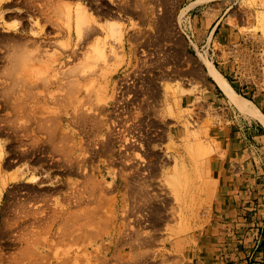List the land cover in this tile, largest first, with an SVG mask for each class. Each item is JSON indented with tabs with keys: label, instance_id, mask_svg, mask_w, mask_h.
<instances>
[{
	"label": "rangeland",
	"instance_id": "obj_1",
	"mask_svg": "<svg viewBox=\"0 0 264 264\" xmlns=\"http://www.w3.org/2000/svg\"><path fill=\"white\" fill-rule=\"evenodd\" d=\"M74 1L76 2V0L68 1L71 2V8L74 7L72 4L75 5ZM82 1L87 5L89 14L98 18L99 25H104V21H118L122 22L126 28L123 39L117 38L109 31H104V35H101L103 40H108L116 46L115 52L119 55H125V58L120 60L122 63L118 68L112 67L115 63V58H113L112 54L109 56V58H111L110 64L112 71H109L107 69L108 60L106 61L97 50L91 47L89 48L93 54L91 60L103 65L102 71H104L105 75L99 82L106 84V81H109L111 87L118 90L122 89L120 86H127V90L123 94L119 92L118 97L112 95V97L109 96V98H105L103 96V90L98 83V91L96 93L98 97L101 98V104L99 109H93V113L98 115L100 119H105L108 124L113 123V126L116 124V126L113 127V134L116 137H119L117 135L122 133L120 130L126 129V127L133 129H143L145 127V130H142L143 132H158L159 136L154 138L152 143L155 145L153 146L152 144V148L156 149L155 146L157 145V148L161 149V151H159V153L161 152L160 154H162L160 158H157L149 149L147 152L148 154L145 155L147 150L146 146L144 151L137 148L136 150L138 151L135 152H140L142 154L145 152L143 154L144 158L162 159L158 161H160V163L162 162V164H166L167 162V164L157 177L151 180L148 179L147 181L142 178L143 181L139 178L142 176L141 173L132 171L136 169H131V167H129L130 165L127 163L128 154H126L128 151L124 148V142L119 138V142L117 141V143L114 144V151H116H112V156L110 153L105 156H100L98 154L99 156L95 159H90V162L82 163L83 167L84 165L87 167L86 170L88 171L86 172H91L92 174L93 172L94 174L99 172L97 173V175L100 174L99 178L105 180V184L108 186L107 189H111L107 190L106 194L105 191H102L104 193L102 199L104 202L102 204L95 203L90 206V208L92 206L95 208L99 205H103L101 206V210L99 208L92 210L93 214L97 212V216L94 214L91 220L90 217L92 214H87V210L81 209L78 213L79 215L82 214V221L77 220L73 223L70 222L74 226L69 224L70 226L65 225V227L64 223L62 225L61 222H58L59 224L56 228L52 223H54L55 219L60 218L59 215H62V212H57L56 210L57 216H52L50 214L54 209L51 211L52 208L50 209L44 204L48 200L47 198H49V195V200L51 199L52 202L56 200L53 202L55 204L73 189L84 191L85 193L91 191L89 186H91L92 183L88 179L86 180L82 175V172H85L82 168L79 171L80 174L78 172H73L71 174L64 173L65 168L59 165L57 166L59 163H56L58 161L51 153L49 142H47L49 141L47 133H37L26 130L27 127L31 129V125H27L28 123L30 124L29 119L24 114L19 116L20 118L17 117L19 119L16 120L19 123H16L17 128L14 126L15 128H13L12 134H10L8 130L0 128V147L2 146L1 148L3 151L0 155V264H29L34 257L39 260L41 259L40 264H64L62 263L63 261L65 263L67 261L68 264L69 260L64 259H69L70 255L74 254L76 256H71L70 261L71 259L72 261L70 264H94L98 257L92 253L95 246L103 241L106 243H115L116 245L120 237L119 230L124 232L126 226H129L126 230L128 229L127 232H129L128 235L130 236L128 237L130 240L133 236L135 237H133L135 240L131 241L133 243L135 242L136 251L143 252L150 249L156 252L157 257L150 259L146 264H222L223 260L224 262L226 260L222 258L223 251L221 248L227 245H221L217 242L215 231L217 230L216 213H219L221 210V202H219L220 191L223 189L222 186L224 182L226 183L229 180L233 183L232 187L245 191L242 195L237 194L234 196V199L230 200L229 204L232 205L230 208H227L226 211L231 213H229L230 217H233L236 221L241 223L239 227H236V229L240 231H235L234 234L237 236L245 235V237L249 235L248 230L254 227V225H252L254 220L248 219L249 215H251L248 212L251 213L253 211L251 207L257 206L256 222L262 221L264 223V199H260L259 196L254 197L246 192L248 189L253 190L255 187L257 192L260 189H264V129L257 126L259 119L262 123L264 122L260 117L245 112L232 98L231 100L236 106L225 102V104L221 103L217 105L213 99V93L210 92L209 89L206 88L205 83H203L205 78H209L208 74L207 72L205 73L203 68L200 69L199 65L201 66L203 64L205 66L201 57L202 55H207L216 66L217 64L215 61H219V63L223 61L231 62L229 65L234 68H232V74H230L232 69L229 70L228 76H230L231 79L244 82L240 84L241 88L243 86H254L255 90L260 89L264 93V0H198L196 2H193L194 0H159L158 2L161 5L158 7H156L153 0ZM105 1H107V3L109 2L112 6V12L107 16L101 11V8L105 6ZM63 2L66 1L0 0V97L3 96L1 98L2 100L0 99V108L3 107V98L6 96L4 95L6 92L2 89L3 82L8 79V82L12 84V82L15 81V75L13 77L14 80L8 78L9 74L11 72L13 73L11 70L16 67L13 62L15 61L17 63V58L23 56L21 57V59H23L30 51H33V55L36 54L37 51H42L45 56L43 63H41V78L43 79L38 78L37 82L39 81V88H35V91L39 93L38 96L37 94L35 95V92L27 97L29 92L27 94L25 93L26 82L24 81V83L21 78L23 67L22 69L16 67V74L19 76L20 79H18L20 81L19 85H16V83L14 84L17 90L18 86L22 88L20 91L18 90V92L13 84L11 90L15 88L17 93L13 90L11 92V97L14 100V104L17 102V99L20 98L23 102L27 103L28 106L26 103L24 104L27 107L33 108L35 106V110L42 108L39 111H42V113L44 112V115H42L45 117V120H47V123L49 122L48 124H50L52 122L51 116L56 106L52 96L53 94H59L60 90L55 83L57 76L54 69L52 71L51 67H54L56 64L54 59L57 54L63 55V60L65 61L70 53L66 45L67 38L64 37L61 32L62 30L58 29V25L62 28V10L65 8H62ZM201 2L208 5L203 27L189 14L190 9ZM119 3L123 7L122 9L118 8ZM163 5L168 6L166 9L173 14V20L170 25L171 36L170 39L162 38L159 44H153L156 38L155 35L159 34L157 32V19L159 16L157 11L160 9V12H162L161 14H163L165 12ZM140 11H145V19H141L136 13ZM47 14H50L52 19H47ZM181 14L180 27H178L177 18H179ZM133 23H136L135 27ZM180 28H182L183 31L180 32ZM40 42L42 45L45 44V47L41 46V48L39 47L38 49L37 46ZM122 43H124L123 46L121 45ZM21 59L19 58L18 60H20V64H23V62L21 63V61H23ZM82 59L84 60L85 57ZM143 64L145 65L143 66ZM98 67H100V65H98ZM18 69L21 71H18ZM143 69H149L151 76L147 75L148 77L142 78ZM218 69L220 70L219 67ZM17 75L16 79L18 77ZM152 79L159 81L163 85L172 86L168 96L169 102L165 103V105L159 106L155 100L150 97L149 85ZM179 84L181 86H179ZM29 89L32 88L29 87ZM254 89L246 90L244 94L250 97V99L248 97L246 98L249 100L252 99L264 114V99H258L261 96L254 94ZM29 98L30 101L32 99L35 101L33 102L32 100L30 103ZM51 99H53V101ZM179 100L182 101L183 108L178 107L179 105L177 102ZM151 102L152 104H150ZM171 106L176 111L174 116H171L172 114L169 115ZM185 108L189 109L187 110ZM179 109L183 110V113L182 111L179 112ZM186 110L187 113L189 112V115L186 113ZM5 111L6 110L3 109L1 113ZM177 115L179 118H177ZM16 116L14 115L13 117ZM187 119H190V124L188 126ZM70 120H72L71 114L65 113L64 125L66 127H73L77 130L79 139L83 137L82 141L84 142L86 132L82 133L81 130V127L83 128L84 126L79 127L80 125ZM23 125L27 127L24 128ZM117 128L120 129L117 130ZM114 129L117 130V133ZM162 129L165 132H161ZM27 132H29V134ZM97 138H103V134H98ZM197 143H201L204 149H197ZM167 144L169 146H167ZM167 147L168 150L166 151ZM131 152L132 151H130L129 154ZM132 154L129 155V157L131 156L130 158H132V156L136 157V153L134 155ZM197 156H201V158H197ZM134 159L136 158H133V161H135ZM133 161L132 164L136 162ZM196 162L201 163L195 165ZM116 164L117 166H115ZM204 164L206 165L204 166ZM94 165H98V167ZM197 168H199V170H197ZM186 171L190 172L189 180L191 178L198 179L199 181L202 180L201 182L205 184V188L208 190L209 187L210 189V194L208 193L209 191L207 192L205 204L203 205L204 207L198 208L195 212L193 207L189 206L190 200L187 202V197L184 195L183 182ZM119 172L124 174L121 175ZM17 174L22 175V178L19 180L14 178ZM57 174H61V176ZM199 175L202 177L201 179ZM34 177L35 179H33ZM68 177L72 180L71 183L67 185L68 182L66 179ZM206 178L207 180H205ZM204 180L208 182L206 183ZM129 181L132 183L136 182L138 185L136 183L132 184ZM87 182L88 184L90 183L89 186H87ZM209 182L210 186L208 185ZM144 183L145 185H143ZM60 185L63 190L60 188ZM130 185H132V189ZM206 185L208 186L206 187ZM86 186L89 190L84 189ZM137 186L144 187L145 189H153L158 195L161 193L159 195L160 197L162 194L164 195L167 190L168 195L165 194L161 199H157V197H159L157 196L154 198L155 203H152L148 201V197L145 198L140 194L142 198H144L142 199L140 195L137 194L140 193L139 187ZM207 190L205 189V191ZM133 193L136 194L133 195L135 199L138 196L137 199L139 203L156 205V208H158V214H156L157 221L150 215L151 210H149L148 206L139 204L137 199L134 200V197L130 196ZM124 194L127 195L125 196ZM117 196L119 199H117ZM131 197H133V199ZM163 197H165V199ZM108 199H111V202L109 201L107 204L105 202H108ZM166 199L167 201H165ZM26 201H30L28 203L29 205ZM26 204L29 206L28 208L25 206ZM41 204L45 206L43 207L45 210L42 208L41 210L37 209L41 212V214L40 212L37 214L46 218L48 217L49 221L52 222L53 220V222L51 223L44 218L46 222L43 220V223H39L40 225L37 224L39 226L37 227L35 224H29L27 218L30 216L29 209H34L36 206L39 208L42 206ZM125 206L127 207L125 208ZM142 207H144L146 211L143 210ZM162 207L163 209H161ZM87 208L88 206L85 209ZM104 208H109L111 211L108 209L107 212ZM46 209H48V211H46ZM103 209L105 212L102 211ZM139 209H141V211ZM161 211L163 213H161ZM25 212L26 215L24 216ZM48 212L49 214L47 215ZM100 214H102V216ZM259 216L262 218H259ZM128 217H130L131 221H129ZM225 217L227 218L229 216L226 215ZM95 219H97L99 223ZM103 219L107 221L105 222ZM160 219H162V221ZM20 221H23L24 224L22 222L20 223ZM125 221L127 225L125 223L124 226ZM127 221H129V224ZM80 222H83L84 225ZM104 223L106 224L103 225ZM41 225H43L44 228L43 226L41 227ZM46 225L50 228V231L48 230L49 228L47 229ZM26 226L29 227L26 228ZM67 226H69V228ZM64 228H67L66 230H68V232L64 231ZM106 228H108V231L105 232ZM27 229H30L29 232L31 233L27 232ZM41 229L45 230L46 233ZM97 229L103 232H101L103 236L98 239L94 236L98 233ZM38 230L42 232L38 233ZM63 232L66 233L64 234ZM79 232L85 233L80 234ZM38 234L41 235L40 237L43 241L45 240L44 243L38 241ZM77 234H80L82 238L80 235L76 236ZM134 234H138L139 238H136L138 236ZM19 236L21 239H19ZM59 236L61 238H58ZM74 238L80 241L82 240L81 243L80 241L74 240ZM144 238L145 241L146 239L151 240L144 245V243L142 244ZM139 239H141V242ZM91 240L94 242L88 243ZM83 242L88 245L87 250L84 248ZM50 243H52V246H50ZM27 244H30L29 246L31 247L33 245L36 249L29 251L27 253L28 256L26 255V251H22L23 245H25L24 250L28 249ZM138 244H140V246ZM203 244L206 245V250H203ZM62 248H64V251ZM40 250L42 251L40 252ZM128 250L130 249L128 248ZM48 251L50 256L47 255ZM104 252H106V249L103 250L101 255H105ZM35 254L37 256H34ZM41 254L47 255L48 258L44 255V257L41 258ZM50 257L51 260L49 259ZM38 259L37 261L33 259L32 263H38ZM46 260L49 261L46 263Z\"/></svg>",
	"mask_w": 264,
	"mask_h": 264
},
{
	"label": "bare ground",
	"instance_id": "obj_2",
	"mask_svg": "<svg viewBox=\"0 0 264 264\" xmlns=\"http://www.w3.org/2000/svg\"><path fill=\"white\" fill-rule=\"evenodd\" d=\"M66 2H63V6H62V3H61V6L63 8L62 10V15H63V22L61 24V27H59L58 25V29H61L63 35L65 38H67V42H66V45H67V49L70 51V53L68 54V58L64 61L63 60V55H60V54H57L54 61H55V66L54 67H51L52 68V71L54 69L55 71V74L57 76V78L55 79V83L56 85H58V88L60 90V93L58 94H53V99H51L54 103H56L55 105V109H54V112L51 116V123L48 124L47 123V120H45V117L43 116L44 112L42 113V111H39L41 110L42 108H40L39 110H35L34 107L31 108V107H27V103L26 102H23L22 99L18 98L17 99V102H15L14 104V100L12 99L11 97V92L14 90L15 91V88H13V90H11V86L16 83V85L18 84L19 85V76L16 74L17 72V68H20L22 69V75H21V78L23 79V82L25 81L26 82V87H25V93L27 94L29 92V94L27 95V97L30 95V94H33L35 93V95L39 93H37V91H35V88H39V81L37 82L38 78L40 79H43L41 78V63H43L44 61V55H43V52H39L37 51L36 54L33 55V51L31 52H27L28 54H26V56L21 59V57H19L21 60V63L23 62V64H20V60H18L19 58H17V63L14 61L13 64L16 66H13L15 68H13V73L11 72L8 76V78H10L11 80L13 79L14 75V79L15 81L12 82H8V79L3 82V90L7 93H5L4 95L5 98H3V107L0 108V128H2L3 130H8L10 132V134H12L11 132H13V128H17V124L19 123L16 119H19L21 115H25L29 121H30V124L28 123L27 125H31V129L24 127L26 128V130H29V131H33V132H37V133H47L48 135V138H49V147L51 148V153L53 154L54 158L57 159L58 162L56 163H59L57 164V166H61V167H64V173H75V172H78L82 169L85 170V172H82V175L86 178V180L88 179L92 185L89 186L88 182H87V186H89V188H91V191H87L86 193L84 191H79V190H71V192L67 195H63L64 197H62L64 199H59L57 201V203H53L55 202L56 200H54L53 202L51 201V199L49 200L50 198V195H49V198H47L48 200L44 203L46 204V206H48L50 209H51V215L52 216H57L56 215V210L57 212H62V215H59L60 218L59 219H55L54 223L53 220L52 222L49 221V218L47 219L46 217H43L42 215H39L37 214L39 209L41 210V208L43 209V206L41 207H35L34 209H29V212H30V216H28L29 218H27V220L29 221V224H39V223H43V220H45L44 218H46V220H48L49 222L52 223V225H54L56 228L58 227V222H61V224L63 225L64 223V227L65 225H69L71 224L70 222H75V221H82L81 219L83 218L82 214L79 215L78 211L79 210H87V214H90L91 217L90 219L92 220V216L94 217V214L92 213V210H95L97 208H99L101 210V206L103 205H99L97 207H91L90 206L92 204H95V203H98V204H102L104 201L102 200L103 199V195L104 193L102 191H105V194L107 192V190H111L110 188L107 189V185L105 184V180L99 178L100 174L97 175V173L99 172H95L96 174H93L90 172H86L88 170H86V165H84V167L82 166V163H86L88 162L90 159H95L97 156H105V155H108L110 153L113 154L112 151H114L115 149V145L117 143V141L119 142V138H121V141L124 142V148H126V150L128 151V164L130 165L129 167H131V169L135 168L136 170H132V171H137L139 173H141L142 176H140L139 178L142 179L144 178V180L146 179V181L149 179H153L154 177H157L160 173L161 170H163V167H165V165L167 164H162V162L160 163V161L162 159H156V158H152V159H147V158H144L143 154L145 153H140V152H135V151H138L136 150L137 148H140L141 150L144 151V148L145 146L147 147V150H146V154H148V149L151 153H153L157 158H160V154L159 151H161V149L157 148L158 146L156 145L155 148L156 149H153L152 148V142L154 140V138H156V136L158 137L159 136V133L158 132H155V133H152V132H143L142 130L143 129H137V128H129V127H126V129H122L120 130L121 134H118L117 136L119 137H116L114 136L113 134V127L116 126H113V123L112 124H108L105 119H100V117L98 115H95L93 113V109L97 110L100 108V104H101V101L98 97V94L96 93L98 91V88H97V85L98 83L100 84L102 90H103V96L105 98H109L112 97V95L115 97H118L119 95V92H121L122 94L127 90V86H120L122 89L118 90L116 88L113 89V87H111V83L109 81H106V84H104L103 82H99L100 79L105 75L104 74V71H102V66L101 64H98L94 61H92V51H90V47L94 50H97L104 58L105 60L107 61V64H108V67L107 69L109 71H112V67L114 68H118L119 65L122 63V60L123 58H125V55L124 54H121L119 55L117 52H115V49H116V46L114 44H112L111 42H109L108 40H103L101 38V35H104V31L105 32H111V34H113L114 36H116L117 38L119 37L120 39H123L124 37V34H125V25L122 23V22H118V21H104V25H99L98 24V18L91 14H89L88 12V9H87V5L85 4L84 1L82 0H76L75 2V5L72 4V6H74L73 8H71V2H68L69 0H65ZM154 3L156 4V7L160 6L161 4H159V0H153ZM50 2V1H49ZM54 2V0H53ZM59 3V2H58ZM73 3V2H72ZM105 3V6L101 8V11L103 12V14H105L106 16L107 15H110L109 13H111V9H112V6L111 4L107 3V1L104 2ZM50 5V4H49ZM53 5V4H52ZM164 8H165V12L163 14H161L162 12H160V9L158 12L159 16H158V19H157V32L159 34L155 35V42L153 44H159L161 39H170V25H171V21L173 20V14L171 13V11H168V9H166L168 6L166 5H163ZM52 7V6H50ZM57 8V7H56ZM59 8V7H58ZM118 8L119 9H122L123 7L121 6V4L119 3L118 4ZM158 9V8H157ZM60 10V9H59ZM49 13V12H47ZM138 14V16L141 18V19H145V11L143 12H136ZM46 14V13H45ZM161 14V15H160ZM53 16V15H52ZM60 16V15H59ZM181 16L182 14L179 16V18H177V23H178V27H180V21H181ZM47 19H52L51 18V15L50 14H47ZM46 19V20H47ZM50 22V21H49ZM61 22V21H60ZM144 22V20H143ZM134 24V27H135V24L136 23H133ZM133 26V25H132ZM58 29H57V32H58ZM179 31H183L182 28L179 29ZM161 33V34H160ZM139 34V33H138ZM60 36V35H59ZM75 36V38H74ZM141 36V35H140ZM122 37V38H121ZM40 40V39H39ZM47 40V39H46ZM44 41V40H42ZM45 42V41H44ZM47 42V41H46ZM122 46L124 45V43L121 44ZM41 46L45 47V44L42 45L41 42L39 43V45L37 46V48L39 49V47L41 48ZM45 50V49H44ZM110 52V53H109ZM84 53V54H83ZM45 54V53H44ZM110 54L113 55V58H115V63L114 65L111 67V64H110V59L109 56ZM81 55V56H80ZM85 57V59L83 60L82 58ZM202 59H203V62L205 64V66L207 67L206 69V72L208 75H210L211 77H213V79L216 80V82L227 92V94L230 96V98H232L234 101H236V103L247 113H250L252 114L253 116H258L262 119V121L264 122V114L261 112V110L258 108V106L251 100H249L248 98L244 97L241 93H239L238 91H236V89H234V87L230 84L229 80L227 79V77L222 73L220 72V70L218 69V67L215 65V63L207 56V55H202L201 56ZM94 62V63H92ZM98 65H100V67H98ZM145 64H143L144 66ZM52 66V65H51ZM11 68V69H12ZM16 69V70H15ZM15 70V71H14ZM48 70V69H47ZM101 70V71H100ZM18 71H21L18 69ZM100 71V72H99ZM143 71H146V72H143ZM142 73H143V76L142 78H145V77H148V76H151V72L149 69H143L142 70ZM13 74V75H12ZM59 74V75H58ZM16 75L18 76L17 79H16ZM148 75V76H147ZM12 76V78H11ZM13 79V80H14ZM137 79V78H136ZM18 82H17V81ZM24 82V83H25ZM37 82V83H36ZM49 82V81H48ZM23 83V84H24ZM123 83V82H122ZM41 84V83H40ZM45 84V83H44ZM50 84V83H49ZM22 85V83H21ZM15 86V84L13 85ZM23 86V85H22ZM38 86V87H37ZM179 86H181L179 84ZM178 86V88H179ZM16 87V86H15ZM21 87V86H20ZM29 87H31L32 89H29ZM41 87V86H40ZM22 88V87H21ZM19 86H18V90L20 91ZM45 88V87H44ZM149 88H150V97L153 98V100H155V102L160 106H162L163 104L165 105V103H168V96H169V93H170V89H172V86L169 87L167 85H163L161 84L159 81L155 80V79H152L151 81V84L149 85ZM41 89V88H40ZM39 89V90H40ZM16 90H17V87H16ZM17 90V91H18ZM38 90V89H37ZM45 90V89H44ZM43 90V91H44ZM1 91V90H0ZM18 91V92H19ZM3 92V91H2ZM31 92V93H30ZM4 93V92H3ZM15 93H17L15 91ZM13 94V93H12ZM17 95V94H16ZM14 96V94H13ZM32 96V95H31ZM40 96V95H39ZM46 96V94H45ZM3 97V96H2ZM0 97V99L2 98ZM25 98V97H24ZM47 98V97H46ZM171 98V97H170ZM49 99V97H48ZM184 99V98H183ZM2 100V99H1ZM33 100V99H32ZM31 100V101H32ZM38 100V99H37ZM40 100V98H39ZM47 100V99H46ZM28 101V100H27ZM30 101V98H29V102L31 103ZM35 100H33L34 102ZM1 102V101H0ZM39 102V101H38ZM41 102V101H40ZM43 102V101H42ZM23 103V104H22ZM26 103V105H24ZM46 104V103H45ZM152 104V102L150 103ZM177 104L179 105L178 107L179 108H183L182 106V101H178ZM24 105V106H22ZM31 105V104H30ZM29 105V106H30ZM50 105V104H48ZM37 106V105H36ZM40 107V106H39ZM50 107V106H49ZM27 108V109H26ZM30 108V109H28ZM51 108V107H50ZM170 108V107H169ZM6 110L4 113H1V110ZM48 109V108H47ZM159 109V108H158ZM185 109H189V108H185ZM187 110H186V113H187ZM164 111V110H163ZM170 114L171 116H174L176 114V111L172 108L171 106V110H170ZM179 112L182 111L183 113V110H178ZM191 111V110H189ZM3 112V111H2ZM52 112V111H51ZM185 112V110H184ZM65 113H70L71 114V118L72 120L74 121V123H76L77 125H80L79 127L81 126H84L83 128L81 127V130H82V133L86 132L85 134V141L83 142V137L82 139H79V134H78V131L75 130L73 127H66L64 125V118H65ZM189 113V112H188ZM187 113V114H188ZM43 114V115H42ZM159 114V113H158ZM163 114V113H162ZM180 114V113H179ZM178 114V115H179ZM16 116V117H13V116ZM177 115V118H179ZM181 115V114H180ZM189 115V114H188ZM191 115V113H190ZM19 117V118H17ZM176 117V116H175ZM188 117V116H187ZM186 118V117H185ZM70 120V121H72ZM184 120V119H183ZM185 121V120H184ZM17 123V124H16ZM190 124V119H187V126ZM15 126V127H14ZM21 126V125H20ZM22 127V126H21ZM89 127V128H87ZM122 127V126H121ZM131 127V126H130ZM168 127V126H167ZM190 128V127H189ZM19 129V128H18ZM120 129V128H119ZM117 128V130H119ZM17 130V129H16ZM21 130V129H20ZM19 130V131H20ZM115 130V129H114ZM115 130V132L117 131ZM145 130V129H144ZM148 130V129H146ZM128 131V132H127ZM150 131V130H149ZM164 131L163 129L161 130V132ZM18 132V130H17ZM154 132V130H153ZM165 132V131H164ZM169 132V131H168ZM171 132V131H170ZM16 133V132H15ZM29 134V132H27ZM32 133V132H30ZM117 133V132H116ZM175 133V132H174ZM179 133V132H178ZM14 134V133H13ZM101 135L103 134V138H100L98 139L97 138V135ZM158 134V135H157ZM183 134V133H182ZM35 135V134H34ZM163 135V134H162ZM169 135V134H168ZM180 135V134H179ZM161 136V135H160ZM35 138L37 136H34ZM101 137V136H100ZM164 137V136H163ZM170 137V136H169ZM118 138V139H117ZM160 138V137H159ZM37 139H40L39 137H37ZM44 140V139H43ZM120 141V144L122 145ZM201 141V140H199ZM46 142V141H45ZM5 143V142H4ZM1 144V143H0ZM3 144V143H2ZM46 145V144H44ZM155 144H153L154 146ZM206 145V144H205ZM167 146H169L167 144ZM197 149L199 148V150L201 149H204V147L202 146L201 143H197ZM2 147V146H1ZM0 147V155L2 154V148ZM46 147V146H45ZM162 147V146H161ZM209 147V146H208ZM207 147V148H208ZM170 148V147H169ZM134 149V150H133ZM44 150V148H43ZM168 150V147L166 149V151ZM116 151V150H115ZM114 151V152H115ZM125 151V150H124ZM132 151L130 154L134 155L135 153V156L136 157H133L130 158L129 157V152ZM208 151V150H207ZM45 152V151H43ZM126 152V151H125ZM199 152V151H198ZM5 154V153H4ZM58 154V155H57ZM99 154V155H98ZM206 154V153H205ZM124 155V154H123ZM112 156V155H111ZM127 156V155H125ZM149 156V155H148ZM124 158V157H123ZM133 158H136L134 159L135 161H133ZM197 158H201L197 156ZM196 158V159H197ZM52 159V158H51ZM50 159V160H51ZM54 159V160H55ZM108 159V158H107ZM110 159V157H109ZM114 160V159H113ZM112 160V161H113ZM118 160V159H117ZM160 160V161H158ZM184 160V159H183ZM53 161V160H52ZM91 161V160H90ZM89 161V162H90ZM107 161V160H106ZM132 161L135 162L134 164H132ZM117 163V162H116ZM185 163V162H184ZM197 163H201V162H196L195 165ZM105 164V163H104ZM118 164V163H117ZM117 164L115 166H117ZM123 164V163H122ZM138 164V165H137ZM51 165V164H50ZM125 165V164H124ZM200 165V164H199ZM206 164H204L205 166ZM94 166H97L98 165H94ZM119 166V165H118ZM203 166V165H202ZM125 167V166H124ZM197 167V166H196ZM57 168V167H56ZM96 168V167H95ZM126 168V167H125ZM56 170V169H55ZM83 170V171H84ZM109 170V169H108ZM126 170V169H125ZM197 170H199V168H197ZM196 170V171H197ZM58 171V169H57ZM93 171V170H92ZM184 171V170H183ZM205 171V169H204ZM62 172V171H61ZM193 172V171H192ZM25 173V172H24ZM121 174V172H119ZM138 173V174H139ZM80 174V173H79ZM124 174V173H123ZM121 174V175H123ZM130 174V173H129ZM205 174V173H204ZM35 175V174H34ZM37 175V174H36ZM56 175V174H55ZM58 175V174H57ZM61 176V174H59ZM58 175V176H59ZM120 175V176H121ZM184 175V174H183ZM182 175V176H183ZM57 176V177H58ZM80 176V175H79ZM107 176V175H106ZM125 176V175H124ZM193 176V175H192ZM37 177V176H36ZM136 177V176H135ZM138 177V176H137ZM200 177V175H199ZM16 179H20L22 178V175H18L16 177H14ZM32 178V177H31ZM60 178V177H59ZM123 178V177H122ZM190 172L189 171H186L185 173V177H184V195H186L187 197V202H189L190 200V204L189 206L193 207L194 209V212L198 209V208H202L204 207L203 205L205 204V200H206V195H207V192L210 190L209 187H208V190L207 188H205V184L202 183L201 181H199L198 179H190ZM202 177H200L201 179ZM205 178V177H204ZM35 179V177L33 178ZM77 179V178H76ZM125 179V178H124ZM126 179H127V176H126ZM61 180V179H60ZM71 178H67L66 181L68 182L67 185L69 183H71ZM132 180V179H130ZM143 180V179H142ZM143 180V181H144ZM207 180V178L205 179ZM204 182H208V181H205ZM79 181V180H78ZM133 181V180H132ZM164 181V180H163ZM58 182H61V181H58ZM122 182V181H121ZM126 182V180H125ZM124 182V183H125ZM128 182V181H127ZM130 183H132L131 181H129ZM134 182V181H133ZM141 182V181H140ZM136 183V182H135ZM135 183H132V184H135ZM147 183V182H145ZM145 183L143 185H145ZM154 183V182H152ZM156 183V182H155ZM83 184V183H81ZM85 184V183H84ZM108 184V183H107ZM112 184V183H111ZM137 184V183H136ZM151 184V183H149ZM158 184V183H156ZM210 184V182L208 183V185ZM109 185V184H108ZM117 185V184H116ZM138 185V184H137ZM153 185V184H151ZM206 185V187L208 186ZM86 186V188H84L85 190H89V188ZM119 186V185H118ZM128 186V185H127ZM132 185H130L131 187ZM136 186V185H135ZM162 186V185H161ZM210 186V185H209ZM82 187V186H81ZM139 187V192L140 193H137L138 195H142L143 197L147 198L148 201H151L152 203L154 202V198H156L157 196H159L157 193H155L153 191V189H145L144 187H140V186H137ZM60 188H61V185H60ZM64 188V187H63ZM72 188V187H71ZM75 188V187H73ZM88 188V189H87ZM115 188V187H114ZM151 188V187H150ZM181 188V186H180ZM179 188V189H180ZM62 189V188H61ZM126 189V188H125ZM132 189V187H131ZM156 189V188H155ZM163 189V188H162ZM205 189L207 191H205ZM54 190V189H53ZM60 190V189H59ZM63 190V189H62ZM82 190V189H81ZM130 190V189H129ZM141 190V191H140ZM56 191V190H54ZM117 191V190H115ZM128 191V189H127ZM132 191V190H131ZM134 191V190H133ZM153 191V192H152ZM205 191V192H204ZM111 192V191H110ZM130 192V191H129ZM138 192V191H137ZM57 193V192H56ZM126 193V192H124ZM132 193V192H131ZM136 193V191H135ZM135 193H133L132 195L130 196H133V195H136ZM167 190H166V193H164V195L162 194V196H165V194H167ZM170 193V192H169ZM182 193V192H181ZM210 194V191L208 192ZM54 194V193H53ZM112 194V193H111ZM128 194V193H127ZM126 194V195H127ZM130 194V193H129ZM179 194V193H178ZM209 194H208V197H209ZM125 195V194H124ZM125 195V196H126ZM140 195V197L142 198V196ZM168 195V194H167ZM181 195V194H180ZM161 196V197H162ZM31 197V196H30ZM59 197V196H58ZM112 197V195H111ZM134 197V200L135 199V196ZM133 197H131L133 199ZM139 197V199H140ZM160 197V196H159ZM157 197V199H161V197L159 198ZM207 197V198H208ZM31 198H34V197H31ZM52 198V197H51ZM123 198V197H122ZM127 198V197H126ZM130 198V197H129ZM128 198V199H129ZM165 199V197H163ZM170 198V197H169ZM169 198H167L168 200H170ZM35 199V198H34ZM39 199V198H38ZM37 199V200H38ZM42 200H44L43 198H41ZM46 199V198H45ZM54 199V198H53ZM52 199V200H53ZM116 199V198H115ZM117 199L118 196H117ZM125 199V198H123ZM144 199V198H142ZM146 199V200H147ZM167 199L165 201H167ZM178 199V198H177ZM182 199V198H181ZM32 200V199H31ZM30 200V201H31ZM40 200V199H39ZM111 199H108V202H105V203H109ZM114 200V199H113ZM173 200H174V197H173ZM29 201V202H30ZM36 201V200H35ZM106 201V200H105ZM138 201V199H137ZM145 201V200H144ZM158 201V200H157ZM27 202V201H26ZM27 202V204L29 203ZM37 202V201H36ZM35 202V204H36ZM43 202V201H42ZM111 202V201H110ZM115 202V201H114ZM169 202V201H168ZM128 203V202H126ZM131 203V202H130ZM139 203V201H138ZM155 203V202H154ZM183 203V202H182ZM25 205L27 208L29 207L28 205ZM58 204V205H57ZM106 204V205H107ZM139 204H143V203H139ZM157 204V203H156ZM160 204V203H159ZM164 204V203H163ZM167 204V203H165ZM34 205V204H33ZM32 205V206H33ZM127 205V204H126ZM143 205H146L145 203ZM142 205V206H143ZM187 205V204H185ZM24 206V205H23ZM24 206V208H25ZM55 206V207H53ZM88 206L87 209H85L86 207ZM105 206V205H104ZM124 206V205H123ZM131 206V205H130ZM149 207V210H151V213L150 215L153 216L152 218L154 220L157 221L156 219V214H158V208H156V205L152 204V205H146ZM84 207V208H83ZM127 206H125L126 208ZM135 207V206H134ZM140 207V206H139ZM26 208V210H27ZM31 208V207H30ZM133 208V207H132ZM135 208H138V207H135ZM141 208V207H140ZM146 208V207H145ZM38 209V210H37ZM106 209V208H104ZM104 209L102 211H104ZM109 208L106 209V211L108 210ZM115 209V208H114ZM130 209V208H128ZM143 210L144 207H142ZM163 209V207L161 208ZM45 210V209H43ZM110 210V209H109ZM132 210V209H131ZM137 210V209H135ZM141 211V209H139ZM142 210V211H143ZM160 210V209H159ZM201 210V209H200ZM24 211V210H23ZM46 211H48V209H46ZM111 211V210H110ZM127 211V209H126ZM138 211V210H137ZM146 211V210H145ZM105 212V211H104ZM108 212V211H107ZM134 212V211H133ZM144 212V211H143ZM130 213V212H129ZM136 213V212H135ZM161 213H163L161 211ZM160 213V214H161ZM197 213V212H196ZM41 214V212H40ZM49 214V212L47 213V215ZM60 214V213H59ZM107 214V213H105ZM103 214V215H105ZM112 214V213H111ZM130 214H133V213H130ZM195 214V213H194ZM26 215V212L24 214V216ZM46 215V216H47ZM97 216V212L95 214ZM102 216V214H100ZM99 215V216H100ZM128 215V213H127ZM129 216V215H128ZM161 216V215H160ZM164 216V215H162ZM195 216V215H194ZM197 216V215H196ZM107 217V215H106ZM123 217V216H121ZM146 217V216H145ZM150 217V216H149ZM188 217V216H187ZM193 217V216H192ZM56 218V217H55ZM58 218V217H57ZM86 218V217H85ZM84 218V219H85ZM97 218V217H96ZM103 218V217H102ZM115 218V217H114ZM129 218V221L130 220V217ZM143 218V217H142ZM162 218V217H161ZM167 218V216H166ZM21 219V218H20ZM98 219V218H97ZM95 219L97 222L98 220ZM106 219V218H104ZM103 219V220H104ZM113 219V218H112ZM124 219V218H123ZM165 219V218H164ZM163 219V220H164ZM45 220V222H46ZM94 220V219H93ZM114 220V219H113ZM125 220V219H124ZM162 221V219H160ZM84 221V220H83ZM105 221V220H104ZM103 221V222H104ZM107 221V220H106ZM105 221V222H106ZM112 221V220H111ZM129 221L128 224H129ZM23 223V221H20V223ZM25 222V221H24ZM44 222V223H45ZM96 222V223H97ZM164 222V221H163ZM27 223V222H26ZM81 223V222H80ZM99 223V222H98ZM112 223V222H111ZM125 223L126 221L124 222V226H125ZM131 223V222H130ZM156 223V222H155ZM24 224V223H23ZM50 224V223H48ZM83 224V222L81 223ZM91 224V223H90ZM101 224V223H100ZM106 223H104L103 225H105ZM164 224V223H163ZM21 225V224H20ZM19 225V226H20ZM27 225V224H26ZM40 225V224H39ZM72 226H74L73 224H71ZM80 225V224H79ZM84 225V224H83ZM89 225V224H88ZM117 225V224H116ZM127 225V223H126ZM157 226V223L155 224ZM18 226V227H19ZM24 226V225H23ZM43 225H41L42 227ZM60 226V225H59ZM70 226V225H69ZM69 226H67L69 228ZM71 226V228H72ZM107 226V225H106ZM159 226V225H158ZM25 227V226H24ZM23 227V229H24ZM29 227V226H28ZM26 226V228H28ZM31 227V225H30ZM37 227H39L37 225ZM47 227V225H46ZM79 227V226H78ZM129 227V226H126V228ZM160 227V226H159ZM20 228V227H19ZM22 228V226H21ZM44 228V226H43ZM49 227H47L48 229ZM125 228V230H126ZM18 229V228H17ZM32 229V228H31ZM39 229V228H37ZM65 229V228H64ZM67 229V228H66ZM64 230L66 232H68V230ZM101 229V228H100ZM108 228H106L105 232L108 231L107 230ZM122 229V228H121ZM124 229V227H123ZM19 230V229H18ZM25 230V229H24ZM30 230V229H29ZM29 230L27 229V232H29ZM43 230V229H41ZM50 231V228L48 229ZM47 230V231H48ZM75 230V229H74ZM73 230V232H74ZM98 233L95 234V238L98 239L100 238L101 236H103V232L99 229H97ZM124 232L122 230H119V239L115 245V243H106L104 242H100L98 243L96 246H95V249L92 251L93 254H95L97 257L96 261L94 264H146L147 261H149L150 259H154L155 257H157L156 255V252H154L153 250H146V251H143V252H139V251H136V246L134 245V243L132 242L133 240V237L130 238L128 236V229ZM131 230V229H130ZM33 231V230H32ZM36 231V230H35ZM38 230V233H41L42 231ZM45 231V230H43ZM56 231V230H55ZM62 231V230H61ZM72 231V230H71ZM135 231V230H134ZM133 231V232H134ZM156 231V229H155ZM26 232V230H25ZM37 232V231H36ZM59 232V231H57ZM66 232H63L64 234ZM71 232V233H73ZM102 232V233H101ZM132 232V231H131ZM31 233V232H29ZM33 233V232H32ZM46 233V231H45ZM52 233V232H51ZM56 233V232H55ZM62 233V234H63ZM70 233V232H69ZM68 233V234H69ZM75 233V232H74ZM80 233V232H79ZM85 232H82L80 234H83ZM138 233V232H137ZM57 234V233H56ZM80 234H77L76 236L80 235ZM107 234V233H106ZM131 234V233H130ZM139 234V233H138ZM138 234H134L136 236H138ZM30 235V234H29ZM51 235V234H50ZM109 235V234H107ZM23 236V235H21ZM25 236V235H24ZM28 236V235H27ZM33 236V235H32ZM38 236L40 237L41 235L38 234ZM48 236V235H47ZM62 236V235H61ZM69 236V235H68ZM71 236V235H70ZM84 236V235H83ZM152 236V235H150ZM38 237V241H40L41 243L44 241L41 239V237L39 238ZM75 237V236H74ZM81 237V235H80ZM117 237V238H118ZM25 238V237H24ZM30 238H31V235H30ZM58 238H61L60 236ZM79 238V237H78ZM82 238V237H81ZM79 238V239H81ZM135 238V237H134ZM136 238H139L136 237ZM146 238V237H145ZM145 238L144 240L142 241V244L144 243V245H146L147 243L150 242V240L146 239L145 241ZM151 238V237H149ZM19 239L20 236H19ZM28 239V238H26ZM35 239V238H34ZM33 239V240H34ZM47 239V238H46ZM65 239V237H64ZM70 239V237H69ZM25 240V239H24ZM32 240V239H31ZM42 240V241H41ZM74 240L76 241H80L78 240L77 238ZM141 239H139L140 241ZM27 241V240H26ZM65 241V240H64ZM69 241V240H68ZM82 241V240H81ZM80 241V243H81ZM21 242H25V241H21ZM30 242V241H29ZM50 242V240H49ZM55 242V241H54ZM94 241H89L88 243H93ZM141 242V241H140ZM37 243V242H36ZM46 243V242H45ZM63 243V242H62ZM72 243V242H71ZM74 243V241H73ZM79 243V244H80ZM137 243V242H136ZM38 244V243H37ZM78 244V243H77ZM30 245V244H29ZM28 246V251L27 250H24L25 248V245H23V250L22 251H26V255L28 256V252L31 251L32 249H35L32 245L31 246ZM57 245V244H56ZM54 245V246H56ZM64 245V244H63ZM83 245H84V248L87 250L88 249V245H86V243L83 242ZM140 246V244H138ZM35 246V245H34ZM50 246H52V243H50ZM61 246V245H60ZM138 246V247H139ZM31 247V249H30ZM64 247V246H63ZM137 247V248H138ZM37 248V247H36ZM42 248V247H41ZM68 248V247H67ZM75 248V247H73ZM72 248V249H73ZM128 248L130 250H128ZM30 249V250H29ZM40 249V248H39ZM64 248H62L63 250ZM80 249V248H79ZM106 249V252L105 255H101V253L103 252V250ZM36 250V249H35ZM34 250V251H35ZM108 250V251H107ZM128 250V251H127ZM140 250V249H139ZM38 251V250H37ZM42 250H40L41 252ZM64 251V250H63ZM62 251V253H63ZM72 251V250H70ZM142 251V250H141ZM51 252V250H50ZM54 252V251H52ZM82 252V251H81ZM36 253V252H35ZM47 253V252H46ZM79 253V251H78ZM32 254V253H31ZM49 251L47 253L48 256L49 255ZM72 254V253H71ZM30 255V254H29ZM42 255V254H41ZM44 255V254H43ZM42 255L41 258H43L44 256ZM47 255L45 256L46 258ZM52 255V254H51ZM62 255V254H61ZM75 255V254H74ZM74 255H70L69 259L65 258L64 260H69V263L72 261H70V258L71 256H74ZM33 256V255H32ZM31 256V257H32ZM34 256H37L36 254ZM33 256V257H34ZM53 256V255H52ZM60 256V255H59ZM67 256V254H66ZM76 256V255H75ZM57 257V256H56ZM61 257V256H60ZM40 258V257H39ZM55 258V257H54ZM63 258V257H62ZM23 259V258H22ZM33 259H35L37 261V259L34 257ZM33 259H32V262H33ZM51 260V257L49 258ZM35 260H34V263H35ZM39 260V259H38ZM41 260V259H40ZM40 260L38 263H35V264H40ZM27 261V260H26ZM25 261V262H26ZM47 261L49 260H46L45 262L47 263ZM76 261V260H75ZM78 261V260H77ZM32 262H30L31 264H33ZM44 262V261H43ZM60 262V261H59ZM62 262V261H61ZM79 262V261H78ZM14 263V262H13ZM29 263V262H28ZM29 263V264H30ZM51 263V262H50ZM62 263L64 264H67V261L66 263L63 261ZM11 264V263H10ZM25 264V263H24ZM27 264V263H26ZM45 264V263H43ZM60 264V263H58Z\"/></svg>",
	"mask_w": 264,
	"mask_h": 264
},
{
	"label": "crops",
	"instance_id": "obj_3",
	"mask_svg": "<svg viewBox=\"0 0 264 264\" xmlns=\"http://www.w3.org/2000/svg\"><path fill=\"white\" fill-rule=\"evenodd\" d=\"M198 0H194L193 2H196ZM192 4V3H191ZM208 5L206 3H198L194 7H192L189 11V14L197 20V22L203 27L204 26V19H205V13L207 10ZM215 29V27H214ZM217 66L220 68V70L228 77L227 79L229 80L230 84L238 90L242 95L245 97H248L244 94L246 90H253L255 87L251 86H243L242 88L240 87V84L244 83L242 81H237L231 79L229 74V70L232 69L233 67L229 64L231 62L228 61H215ZM203 66V67H202ZM200 69L203 68L206 73L207 67L204 66L203 64L200 66ZM234 69V68H233ZM233 69L231 70V73H233ZM220 71V72H221ZM208 79L205 78L203 80V83H205V86L207 89H209L210 92L213 93V99L217 105H220L221 103H230V105L236 106V104L231 100L230 96L227 94V92L216 82L213 77L208 75ZM242 89V90H241ZM254 94L260 95L258 99H264V93L262 90H255L254 89ZM250 99V97H248ZM256 99V98H255ZM252 100V99H251ZM253 101V100H252ZM224 103V104H225ZM261 104V103H260ZM257 126H260V128L264 129V123L261 122L259 119ZM233 183L231 181H227L226 183H223L222 190L220 191V199L219 202L221 205V210L219 213H216L217 215V221H216V227L217 230L215 231L216 234V240L219 244L221 245H227L226 247L221 248L222 249V258L225 259L226 261L222 262V264H264V223L262 221L256 222L257 218V206L251 207L252 212H248L249 218L248 219H253L254 222L252 225L254 227L250 230H248V236L245 237V235H235L234 232H239V229H236V227L240 226L238 221L234 219L233 217H230V212H226L227 208H230L231 205L229 204L231 199H234V196L237 194L242 195L243 192L240 189H236L232 187ZM249 195H252L254 197L259 196L260 199H264V189H260L257 192L256 187L252 189H248ZM250 208V207H248ZM230 213V214H229ZM228 215L229 217H225ZM259 218H262L259 216ZM238 220V219H237ZM238 222V223H236ZM233 229V230H232ZM201 240V239H200ZM202 244V242L200 241ZM203 250L207 249L206 245L203 244L202 246Z\"/></svg>",
	"mask_w": 264,
	"mask_h": 264
}]
</instances>
